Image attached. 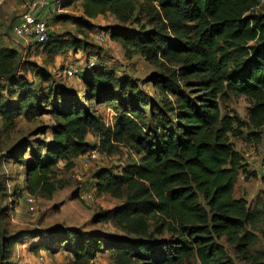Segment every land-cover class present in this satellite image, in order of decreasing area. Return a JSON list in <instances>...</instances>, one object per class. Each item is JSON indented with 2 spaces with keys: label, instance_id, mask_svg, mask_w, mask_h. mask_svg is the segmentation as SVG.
Instances as JSON below:
<instances>
[{
  "label": "trees",
  "instance_id": "16d2710c",
  "mask_svg": "<svg viewBox=\"0 0 264 264\" xmlns=\"http://www.w3.org/2000/svg\"><path fill=\"white\" fill-rule=\"evenodd\" d=\"M75 2L82 7L83 15L75 20L80 31L91 30V19L99 15L112 14L120 21L110 37L121 43L127 57L139 54L160 70L150 81L166 98L163 103L173 120L162 121L161 112L139 107L135 101L141 89L128 87L133 80L102 57L79 73L82 91L52 85L51 73L44 69H37L29 80L28 71L20 66V49L5 45L0 34V92L7 96L0 100L4 120L0 141L2 133L18 128L21 117L34 121L49 114L53 119L48 127H39L43 138L19 136L8 151L9 158L24 167L18 197L24 192L52 196L59 163L74 168L79 155L98 146L88 140L94 135L101 140L99 149L107 153L117 154L125 146L139 157L138 165L123 168L114 179L115 185L125 187V202L96 217L98 222L111 218L122 230L138 234L111 245L129 257L126 264H194L193 257L198 264H236L222 240L251 264H264L251 253L252 239L245 233L256 213L245 198L234 196L238 178L247 170L231 141L242 138L245 130L257 141L260 130L264 134L261 0H63L62 4ZM135 10L138 28L125 26ZM57 37L50 31L47 41L35 43L53 55L85 49L84 39ZM131 91L136 92L135 100ZM81 94L85 103L78 98ZM231 95L251 99L246 120L222 112L220 100ZM94 104L114 106V123L108 125ZM107 174L103 169L97 175L99 192L108 186ZM46 232L47 239L36 243L38 250H53L54 243L63 241L85 260L99 249L95 239L56 237L58 227ZM14 239L4 237L0 246L10 248Z\"/></svg>",
  "mask_w": 264,
  "mask_h": 264
},
{
  "label": "rangeland",
  "instance_id": "374dc122",
  "mask_svg": "<svg viewBox=\"0 0 264 264\" xmlns=\"http://www.w3.org/2000/svg\"><path fill=\"white\" fill-rule=\"evenodd\" d=\"M38 1L41 0H0V34L9 32V35L5 36L4 44L19 46L21 51L20 66L24 71H28L26 77L29 80L34 78V72L44 69L43 71L51 73L52 85L73 87L82 91L84 83L79 73L94 66L90 64V56L95 59L102 57L107 61V65L115 68L120 75L129 76L133 80L128 87L134 85L135 89L137 87L141 89V95H137L140 99L135 101L139 107L144 105V109L147 111L154 109L158 113L161 112L165 115V117H160L162 121L172 119V111L163 103L166 98H162L154 90V84L150 81L160 70L150 65L139 54H135L132 58L127 57L121 43L109 37L112 34V28L120 22L112 14L99 15L91 19L94 27L91 30L80 31L75 25L76 18L83 15L80 2L64 7L63 0H58L56 6V0H42L49 1L44 12L51 13L49 29L58 35V40L62 41L73 37L82 41L84 39L85 49L81 47L77 53L69 49L62 54L53 55L44 48H39L33 41L14 37L11 25L23 11L31 10ZM140 1L142 3L144 0ZM262 7H264V2H261ZM36 8L37 6L34 7V11ZM137 16L138 10H135L131 17L125 21V26L134 24L138 28L134 21ZM103 34L106 37L101 38L100 36ZM21 41L25 43L23 46ZM135 93L131 91L129 94L134 100ZM6 97L3 92H0V100ZM78 98L82 103H85L82 94ZM167 99L172 101L171 96H168ZM220 104L224 114H236L246 120L251 99L246 96L231 95L230 98L221 99ZM94 105L104 116L108 125L114 123L116 115L114 106ZM115 108L119 111L123 110L122 106H115ZM3 122L4 120L0 116V133L4 132ZM18 123L16 130L2 133L4 138H1L0 141V244L4 237L15 238L12 247L4 246V243H2V247L0 246V264H42L38 259L40 255H45V264H126V261L129 262V257L122 250L112 248L111 245L118 241L121 242V240L136 239L138 234L122 230L111 218L98 222L96 217L101 212L113 210L125 202V187L119 184L115 185L114 179L122 174L123 168L138 165L139 157L125 146L117 154L107 153L99 149L102 145L99 137L89 135L88 140L98 145L88 151L94 154L92 164L85 166L82 154L76 158V166L72 169L66 168L64 162H60L53 177L55 190L52 196H33L34 202L30 204L26 201L28 192H24L22 197H18L20 184L24 181V167L14 163L9 158L8 151L19 139V136L28 137L29 135L31 139L43 138V134L37 133L39 127H48L53 123V119L49 114H43L34 121H27L26 118L21 117ZM245 131L242 138H231L235 149L243 156L244 168L247 170L246 173L240 174L234 196L245 198L256 213L255 219L248 224L245 233L252 239L251 253H254L260 261H264V165L262 162L264 134L260 130L261 140L257 141L249 134V130ZM103 169L108 173L109 182L107 188L99 192L97 175ZM88 192L93 193V200L83 197ZM57 227L60 232L54 234L56 237H64L67 234L71 240L76 241L95 239L96 245L99 247L95 256L91 259L80 260L65 247L67 242L63 241L54 243L53 250H38L36 243H39L41 239L46 240L48 235L46 231L52 229L55 231ZM45 229L47 230L45 231ZM38 233L41 235L36 237ZM156 238L160 237L156 236ZM221 242L224 244L228 256L236 264H251L249 260L237 254L232 245L223 240ZM192 261L194 264H198L194 257Z\"/></svg>",
  "mask_w": 264,
  "mask_h": 264
},
{
  "label": "built area",
  "instance_id": "2783aa9c",
  "mask_svg": "<svg viewBox=\"0 0 264 264\" xmlns=\"http://www.w3.org/2000/svg\"><path fill=\"white\" fill-rule=\"evenodd\" d=\"M59 1H55V6ZM264 2V0H261ZM49 5V1H38L34 4V7L37 6L34 11V7L31 10L23 11L20 16L15 20V22L11 25V32L14 37L18 39H23L25 41H33L38 43H43L49 39L50 33V18L51 13L44 12L45 6ZM34 11V12H33ZM42 13V14H41ZM41 14V15H40ZM111 35H109L110 37ZM101 38L106 37L105 34L100 36ZM90 64L95 65L97 63V59L93 56L89 58ZM75 71V70H73ZM94 159V154L91 152H87L83 156V163L85 166H89L92 164ZM89 200H93L94 196L92 192L85 193L83 196ZM26 200L28 203L34 202L33 196H26ZM38 259L42 264H45V255L39 256ZM20 264V263H17ZM30 264V263H29Z\"/></svg>",
  "mask_w": 264,
  "mask_h": 264
},
{
  "label": "crops",
  "instance_id": "0c3cea01",
  "mask_svg": "<svg viewBox=\"0 0 264 264\" xmlns=\"http://www.w3.org/2000/svg\"><path fill=\"white\" fill-rule=\"evenodd\" d=\"M6 35H9V32L2 34V36H3V41L6 39V38H5ZM21 43H22V46L25 44L24 41H21ZM5 45H6V44H5ZM7 46H9V47H15V48H18V49H19V46H18V47H17V46H11V45H8V44H7ZM83 156H84V154H82V158H83ZM41 250H42V249H41ZM32 251H33V250H32ZM32 251H31V253H32ZM33 252H34V251H33ZM35 263H37V262H35Z\"/></svg>",
  "mask_w": 264,
  "mask_h": 264
}]
</instances>
